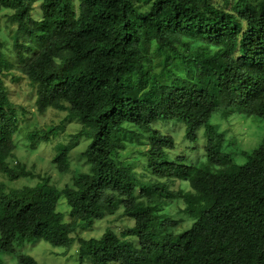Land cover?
Segmentation results:
<instances>
[{
	"label": "trees",
	"instance_id": "obj_1",
	"mask_svg": "<svg viewBox=\"0 0 264 264\" xmlns=\"http://www.w3.org/2000/svg\"><path fill=\"white\" fill-rule=\"evenodd\" d=\"M35 1L0 0L15 39L14 59L0 39V173L42 179L11 190L0 182V248L13 253L35 237L56 247L78 242L82 263L264 264V140L238 164L212 123L220 111L264 119V0H146L147 8L136 0H42L40 18ZM15 68L37 88L40 113L65 110L82 123L56 146L60 172L74 173L70 154L79 138L90 139L82 152L89 169L63 187L16 160L19 108L6 83ZM175 119L186 122L191 139L205 127L210 165L171 163L175 139L154 125ZM60 127L33 130L31 149ZM128 133H149L143 178L121 159ZM184 179L188 189L169 183ZM174 199L193 219L181 233L165 212ZM122 206L135 220L122 235L78 237Z\"/></svg>",
	"mask_w": 264,
	"mask_h": 264
},
{
	"label": "rangeland",
	"instance_id": "obj_2",
	"mask_svg": "<svg viewBox=\"0 0 264 264\" xmlns=\"http://www.w3.org/2000/svg\"><path fill=\"white\" fill-rule=\"evenodd\" d=\"M223 4L221 0H215ZM136 3L143 8H147L146 0H136ZM42 0L34 2L33 13L37 18L42 17L41 9ZM11 12L3 11L1 16L0 39L5 43V52L12 59L15 58L12 25L8 21V14ZM180 36L176 35L174 39L179 40ZM9 95L12 101L19 108L20 126L16 134L18 148L15 152L16 160H23L30 166L37 169L44 177H48L52 183L63 187L71 182L74 173L81 170H88L90 164L82 152L90 142L87 137L79 138L77 146L72 150V168L74 173L69 175L60 172L54 156L57 152V144L59 142H69L81 131V124L75 120L68 118V112L50 108L45 113H40L37 108L38 93L37 88L33 86L27 77H25L18 69L13 70V74L6 79ZM212 123L216 124L218 130L225 136L222 146L226 151L231 152L233 159L238 164H245L248 161L249 153L259 148L264 140V119L258 116L241 115L238 113L217 112L213 115ZM51 125H60L57 135H53L50 140H43L37 149H31L30 133L36 128H50ZM154 128L160 129L164 134L172 135L175 139V148L168 150V158L171 163L180 165H210L207 154L208 136L205 127L198 131V137L191 139L188 136L187 124L182 119H175L168 122H157ZM149 133L137 137L134 133L125 135L127 147L121 151V159L131 164L140 178L144 176V170L147 169V155L145 151L148 145ZM83 161H86L84 166ZM15 164V162H13ZM216 171V166H211ZM85 172V171H84ZM42 181L41 177L23 176L17 180H11L7 174L0 173V182L6 185L7 190L20 189L24 186H36ZM169 183L177 185V188H189L190 183L184 179L177 182L169 181ZM185 204L180 199H174L165 210L173 219L179 221L174 226V230L178 233L185 231L193 223V219L183 211ZM71 207L68 200L63 197L59 203V210L64 213V220H70L69 211ZM135 220L124 214V206L112 215L97 220L93 226L89 228H81L78 237H100L108 229L114 230L118 235H122L124 231L134 226ZM161 230V229H160ZM1 237V230H0ZM130 240L134 241L137 247L139 239L137 236H131ZM30 254L34 256L39 264H95L92 260L81 261V253H79V243H74L71 247L53 246L49 242L31 237L24 244L16 243L15 252L2 250L0 248V264H21L18 254Z\"/></svg>",
	"mask_w": 264,
	"mask_h": 264
}]
</instances>
